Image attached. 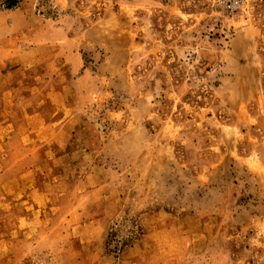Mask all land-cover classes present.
I'll use <instances>...</instances> for the list:
<instances>
[{
  "label": "rangeland",
  "instance_id": "rangeland-1",
  "mask_svg": "<svg viewBox=\"0 0 264 264\" xmlns=\"http://www.w3.org/2000/svg\"><path fill=\"white\" fill-rule=\"evenodd\" d=\"M35 9L60 94L0 76V264H264V0Z\"/></svg>",
  "mask_w": 264,
  "mask_h": 264
},
{
  "label": "crops",
  "instance_id": "crops-1",
  "mask_svg": "<svg viewBox=\"0 0 264 264\" xmlns=\"http://www.w3.org/2000/svg\"><path fill=\"white\" fill-rule=\"evenodd\" d=\"M48 26L49 23L36 13L35 0L17 2L12 8H0V76H10V69L21 71L18 89H25L26 95H19L23 100H35L38 94L47 92L48 98H59V90L49 81L46 83L49 87L40 88L39 82L28 72V69L50 59V44L41 42V34L49 30ZM9 83H5L8 94ZM32 113L38 114L35 110ZM27 129L35 130L34 127Z\"/></svg>",
  "mask_w": 264,
  "mask_h": 264
},
{
  "label": "built area",
  "instance_id": "built-area-1",
  "mask_svg": "<svg viewBox=\"0 0 264 264\" xmlns=\"http://www.w3.org/2000/svg\"><path fill=\"white\" fill-rule=\"evenodd\" d=\"M227 10H239L243 5V0H218Z\"/></svg>",
  "mask_w": 264,
  "mask_h": 264
},
{
  "label": "trees",
  "instance_id": "trees-1",
  "mask_svg": "<svg viewBox=\"0 0 264 264\" xmlns=\"http://www.w3.org/2000/svg\"><path fill=\"white\" fill-rule=\"evenodd\" d=\"M17 5V0H7L5 8H12Z\"/></svg>",
  "mask_w": 264,
  "mask_h": 264
}]
</instances>
